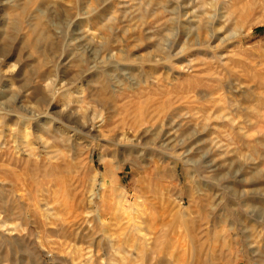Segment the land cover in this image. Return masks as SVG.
<instances>
[{"label":"rangeland","instance_id":"1","mask_svg":"<svg viewBox=\"0 0 264 264\" xmlns=\"http://www.w3.org/2000/svg\"><path fill=\"white\" fill-rule=\"evenodd\" d=\"M0 51V264H264V0H0Z\"/></svg>","mask_w":264,"mask_h":264},{"label":"bare ground","instance_id":"2","mask_svg":"<svg viewBox=\"0 0 264 264\" xmlns=\"http://www.w3.org/2000/svg\"><path fill=\"white\" fill-rule=\"evenodd\" d=\"M0 54H1V51H0ZM1 80H3V75L1 74V71H0V82H1ZM48 92L49 93L51 92L50 88H48ZM50 97H51V95H50ZM72 98L73 99L71 101L70 100L69 101L71 103H73L74 105H76V106H71L70 102H69V104L66 103V105L64 106V110H66V112H70V116L69 117L71 119V122L74 125L71 128L74 129L73 131L76 134L82 135V136L87 137V138H92L93 135L95 134V132H97V130L99 128L98 123L101 122V120H100L101 117L97 116L96 114H93L91 112V110L89 109L90 107H87L88 105L86 104L84 93L82 91V86L81 85H78V86L75 87V89H74V91L72 93ZM54 102H55V100L52 99L51 103L49 104V109L53 108V103ZM64 110H62L61 112H63ZM67 115H69V114H67ZM29 126H31V120H29L28 123H27L26 130H24V131H26V134L23 135V137L19 133H15L14 135L11 136V138H12L11 144H12L16 154L18 156H20V157L27 158L26 159L27 162H29V161L34 162L33 160L39 159L40 161L39 160L38 161L40 163L47 164V162H52V161L59 160L62 157L63 153L61 151L56 150L54 148V146H52V144H51V142L49 140L43 139L42 135L40 137V136H37L35 134L36 137L33 138L34 140L31 141V142L26 140V138L29 135H31L30 134V130H29ZM28 130H29V132H28ZM42 133H43V131H42ZM7 135L8 134H6V131H5L4 132V136H3L4 137V142L2 144L1 150L6 148L7 147L6 145H8V144H6ZM32 135H34V134H32ZM29 140H31V139H29ZM63 159H65V161H66V157L63 158ZM38 161H36V162H38ZM103 185L104 184H102V186Z\"/></svg>","mask_w":264,"mask_h":264}]
</instances>
